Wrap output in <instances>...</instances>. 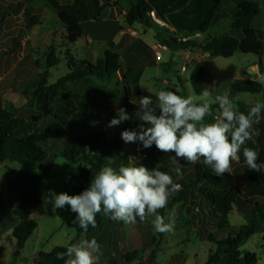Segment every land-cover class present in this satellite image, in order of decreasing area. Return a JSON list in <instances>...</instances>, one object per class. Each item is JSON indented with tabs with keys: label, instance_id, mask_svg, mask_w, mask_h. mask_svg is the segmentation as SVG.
Segmentation results:
<instances>
[{
	"label": "trees",
	"instance_id": "16d2710c",
	"mask_svg": "<svg viewBox=\"0 0 264 264\" xmlns=\"http://www.w3.org/2000/svg\"><path fill=\"white\" fill-rule=\"evenodd\" d=\"M40 1L43 2L44 6L54 10L59 23L65 29L64 37L68 45H72L85 37L86 31L82 27L83 22L101 20L103 17L102 10L111 6L109 1L103 3L104 0ZM21 5L20 1L16 2L14 4L16 9L12 12H18ZM152 10L159 19L177 31L203 34L208 31L218 14L229 11V6L225 0H136L129 2L124 23L126 25L137 23L151 27L147 13ZM257 11L258 6L255 2L243 1L237 5L235 18L248 19L255 16ZM7 15L9 14L6 9L0 12V18ZM24 16L26 29L37 24V17L29 15L27 10L24 11ZM250 35L253 37V41L235 33H227L218 37H200L177 44L176 50L193 48L208 53L211 57L222 58H229L236 51L243 54L259 55L262 45H264V30H256ZM255 37H257L256 40ZM166 43L172 44V42L167 41ZM173 43L175 44V41ZM47 64L48 68H51L56 62H51L48 59ZM118 67L119 55L113 42L108 43L102 57L94 62L86 59L69 58L67 60V73L64 76L52 84H47L46 73L31 89L24 92L25 107L33 108L37 103L49 105L58 93L65 92L70 84L85 77L107 81ZM142 68L143 65L135 69L141 70ZM126 71H131L130 67H127ZM121 77L124 102L120 107L126 108L129 116L133 115L135 118L140 112V108L131 101L140 92L136 89V94L132 95L125 83V74H122ZM259 81L236 79L229 85V93L231 96L237 93L257 94L264 89L263 84ZM196 90L198 89L196 88ZM146 95L150 96L155 103V95L145 92L143 96ZM92 114H94V109L90 110V115ZM96 114L97 116L94 118L88 117L94 121V128L85 133L71 135L64 126V123H67L66 117L54 115L55 121L47 125L41 133L21 136L14 127L16 114L0 107V164L13 161L35 169L48 157L47 143L49 140L52 138L65 140L67 145L62 153L74 166V173L65 183L69 195L79 194L86 189L92 177L105 166L117 170L120 166H133L134 163H130V160L120 153V148L125 144L120 137L123 130L112 140L104 139L99 132L104 124L107 125L116 116V109L108 112L100 110ZM131 123L132 119L123 121L121 124L127 126L128 129ZM256 152L258 153L257 163L264 164V123L261 125L257 136ZM53 153L56 154L58 151ZM172 155L174 153H162L159 150L151 151L145 156L143 164L148 166L149 170L157 167L160 171L170 174L174 183L180 185V189L170 196L169 207L176 203L188 207L194 205L195 200L204 201V206L207 209L203 215L214 213V217L211 215L213 220L219 218L222 222L226 232L222 238L217 239L214 234H208V240L213 243V248L209 251L205 264H257L258 259L255 253L242 251L240 248L256 232L258 226L260 227L259 222L264 223V214L255 213L260 207V203H264V173L251 171L249 183L241 188L233 184L231 175L225 173L223 176L217 177L209 166L198 162L189 170L182 166L183 175L181 177L173 171L175 165L172 163ZM46 172L47 170H45ZM42 178L43 176L37 173L16 174L6 182L9 202L7 209L18 218L19 222L11 231V235L15 239V249L11 260L3 264L15 263L25 242L37 228V223L31 219L30 215L41 202L38 185ZM50 188L53 191L59 190L57 185H52ZM234 207L238 213L248 219L247 223L237 228L229 225L226 220V216ZM192 211L195 212V209ZM163 212L164 208L158 210L159 214H163ZM55 215L62 223L75 229L76 238L82 234H95L102 228L104 220L110 219L101 211L96 215V227L93 228L89 225L87 232H85L72 223L76 214L70 211L69 206L66 205L63 209H55ZM138 222L139 219L137 218L136 223ZM222 225L219 224L218 228H221ZM262 240L264 242V235ZM72 243L65 246H55L48 252L39 251L33 259L34 264H64V260L56 258L57 253L65 252ZM136 253L133 251L124 254L122 264L133 262ZM149 254V258L152 260L151 264H155L154 251ZM112 264L116 263L112 262Z\"/></svg>",
	"mask_w": 264,
	"mask_h": 264
},
{
	"label": "rangeland",
	"instance_id": "374dc122",
	"mask_svg": "<svg viewBox=\"0 0 264 264\" xmlns=\"http://www.w3.org/2000/svg\"><path fill=\"white\" fill-rule=\"evenodd\" d=\"M17 1L19 0H0V12L6 9L9 14L0 18V107L5 111L16 114L14 127L21 136L41 133L47 125L55 121L54 115L66 117L67 123H64V126L71 135L91 131L94 128V121L88 118L89 108H97V102L107 104L108 108L118 107L122 102V93L112 90L105 92L104 87L96 83V80L91 79L90 81H81L68 86L67 91L58 93L49 105L37 103L33 108L25 107L24 92L40 81L44 74L47 73V84H52L67 73V60L69 58L82 59L78 55V49L83 45L84 38L79 39L74 45H68L64 37L65 29L59 23L54 10L44 6L40 0H32L29 3L33 9L39 7L43 9L38 24L25 30L26 20L22 14V7L20 12L12 13L16 9L14 4ZM104 1H109L111 6L114 5V2L110 0ZM242 1L244 0H226L230 13L228 15L218 14L208 31L202 34L201 37H217L231 28L239 36L243 34L242 29H251L253 32L264 30V0H249L257 4V14L248 19H236L234 13L237 10V5ZM22 6L24 7V4ZM28 10H30V7ZM32 13H36V11L28 12L29 15ZM157 27L166 32L164 28L159 26L147 28L146 32L151 41L157 32ZM141 28V24H134L135 30L140 31ZM163 42L169 46L166 41ZM157 52L160 54L161 60L142 71L138 80L139 87L153 93L159 90L170 91L169 88L171 87L179 96L183 98L191 96L195 102L201 103V95L196 94L189 83L185 84L186 74L181 72L179 58L175 62H170L169 51L161 49ZM48 59L51 62H56L51 68H48ZM219 60H225V65L229 67L224 71L221 78H229L230 76L254 78L250 71L251 63H249L252 56L237 53L232 58L219 57ZM122 62V59H120V64ZM167 83H170V87ZM224 88L223 85H219L215 94H221ZM260 97L256 94L242 93L236 94L233 100L237 105L238 101L254 103ZM211 100H214V95H211ZM212 111H218V107L214 103H212ZM131 119L132 123L128 128L129 130L136 129L141 123L138 116L134 118L132 115ZM204 122L211 123V116H206ZM125 129H127V126L122 124L112 128H108L104 124L99 132L104 139L112 140L116 138L120 131ZM47 145L48 157L35 169L13 161L0 164V191H6L7 180L16 174L37 173L43 176V180L38 187L41 198L48 191L53 192L50 188L52 185L59 187V190L53 193L64 192L68 194L65 183L70 175L74 173V166L62 153L65 151L67 144L65 140L52 138ZM155 150H157L155 145L144 149L137 142L122 145L120 153L125 155L130 163H134L131 158H135L136 165L148 168L143 164L145 156ZM54 151H58V153L54 154ZM200 161H203V158ZM180 164L187 170L192 169L194 166L184 160H181ZM45 170H47L46 173ZM170 203L169 198L163 214H157L164 217L165 223L174 221L175 227L171 233L155 232L151 223L154 217H149L144 222L139 221L136 224H125L123 221L105 219L101 230L97 233V237L102 240L107 239L110 229L114 227L119 240H117V243L110 242L109 246L113 247L114 245L115 247L116 245V248L123 255L136 251L134 261L130 264H151L152 260L149 258L151 251H154L155 264H205L208 253L213 248V243L208 240V234H214L217 239L222 238L226 234L222 222L219 218L213 220L211 215L214 217V213L203 215V212L207 209L204 206V201L195 200L194 205L188 207L179 203L169 207ZM260 204L255 212L256 214H264V203L261 202ZM194 209L195 212L192 211ZM37 211L45 217V221L48 220L49 216L56 217L52 205H45L43 200ZM226 220L229 225L236 228L248 222V219L238 213L235 207L226 216ZM219 224L222 225L221 228H218ZM259 224L260 227L258 226L256 232L246 240L240 250L255 253L258 259L257 264H264V242L262 240L264 223L259 222ZM64 227L73 229L70 226ZM115 257L120 263L119 256L115 255Z\"/></svg>",
	"mask_w": 264,
	"mask_h": 264
},
{
	"label": "clouds",
	"instance_id": "9594fccd",
	"mask_svg": "<svg viewBox=\"0 0 264 264\" xmlns=\"http://www.w3.org/2000/svg\"><path fill=\"white\" fill-rule=\"evenodd\" d=\"M259 83L264 84V78ZM155 95V103L147 95L139 98L140 112L137 116L141 123L136 129L122 131V141L125 144L139 142L144 149L155 145L162 153H174L171 159L177 176L183 175L181 160L195 165L201 158L217 177L225 173L231 175L232 163L240 161L242 146L258 134L253 124L259 122L264 102H257L244 114L228 92L216 95L210 101L212 94L205 88L200 96L201 103L173 91L159 90ZM212 103L218 104L220 115L214 122L205 123V117L213 115ZM130 119L126 108L118 107L116 116L106 126L117 127ZM243 157L248 169L264 173V164L257 163L255 150L243 147ZM131 159L133 166H120L118 170L108 166L100 169L79 194L48 191L42 196L43 203L51 204L52 209L69 206L70 211L76 214L72 223L85 232L89 225L96 227V215L101 211L111 220L125 224H135L137 218L144 222L154 217L151 223L155 232H173L174 221L165 223L164 217L157 213L167 206L170 196L179 190L180 185L157 167L149 170L142 165L137 166L135 158ZM102 254L100 244L92 238L69 245L65 252L57 253L56 258L64 260V264H97Z\"/></svg>",
	"mask_w": 264,
	"mask_h": 264
},
{
	"label": "crops",
	"instance_id": "0c3cea01",
	"mask_svg": "<svg viewBox=\"0 0 264 264\" xmlns=\"http://www.w3.org/2000/svg\"><path fill=\"white\" fill-rule=\"evenodd\" d=\"M19 1L22 3V5L24 4V7L21 5L23 16L25 10H27L28 12L36 11V13H32L31 16H36L37 20L39 21V16L43 9L40 7L33 9L31 4H29L31 3L32 0H25V1L19 0ZM110 1L114 2V5L105 7L102 10L101 13L103 17L101 20L99 21L88 20L82 23V27L86 31V35L85 37H83L84 38L83 45H81L80 48L78 49L79 50L78 55L82 59H86L88 61L94 62L95 59L97 60L98 58L102 57L104 51L107 49L108 43L113 42L115 44V49L119 55V67L113 72L112 77L107 81H100L92 77H85L77 82L87 81V80L90 81L91 79H94L96 80V83H98L100 86L105 88L103 89L105 92L107 90L120 91L122 93V102L118 107H120L124 102V98H123L124 92L122 91V77H121L122 74H125V83L128 87L129 92L132 95L136 94V89L139 90L140 93L136 94L133 97V100L131 101L139 108H140L139 98L142 97L145 92L155 95V93L153 92H149L148 90L141 89L138 85V80L140 74L146 67L150 65L153 66L156 64L157 60L155 59V51H159L161 49H165L166 51H169L170 62H175L176 59L179 58V60L181 61V67L184 63H187L186 70L182 72L186 74L185 84L189 83L192 86L194 92L198 95H201V93L205 90V88H207L211 92V94L214 95L215 97L216 96L215 91L219 85H223L225 87L222 90V93L219 94L222 95L225 92L229 93V85L236 79L260 80L261 78H264V45H262V50L259 55L244 54V55L252 56V60L249 61V63H251L250 71L252 75H254V78L246 77V76L235 78L230 76L229 78H224L225 79L224 80L223 78H221V76L223 75L224 71L227 70V68H229L228 66L225 65L226 62L225 60L221 61L219 60V57H211L208 55V53L202 52L198 49H192L191 51L176 50L178 45L174 43L167 46L163 41L171 42L169 40L170 38L169 33L159 29L158 27H157V32L154 34L152 38L153 40L151 41V39L148 37V34L146 32L147 28L149 27H145L142 25L141 30L137 31L134 29V24L126 25L124 23L126 10L128 8L129 2H134L136 0H110ZM244 1H249V0H244ZM103 3H106V1H104ZM29 7L30 10H28ZM18 12H20V10ZM18 12H15V14ZM229 13L230 11L224 14L228 15ZM122 23L125 25H123ZM151 27H156V26L151 24ZM25 30L28 29L25 28ZM242 30H243L242 32L243 34L241 35V37L244 38L248 37L250 40L253 41V37L250 35V33L253 32V30L251 29L249 30L242 29ZM178 32L180 33V31ZM227 33L236 34V32L232 28L227 30V32H225L224 34ZM256 39L257 37H255V40ZM77 42L78 40L74 44H76ZM163 44L165 45V48L162 47L160 48L161 45L164 46ZM158 47L159 49H157ZM237 53H241V52L236 51L229 58L234 57ZM229 58H224V59H229ZM120 59H122L123 61L122 64H120ZM185 59H188V61H186ZM142 65L143 68L141 70L135 69ZM127 67H130L131 71L127 72L126 71ZM75 83L70 84L69 86L74 85ZM167 85L168 87H170V83H167ZM195 87L198 90H196ZM169 89L170 91L175 92V90L172 89L171 87ZM237 94H242V93H237ZM256 95H260L261 97L258 101L254 103H243L238 101L237 102L238 110L244 114H247L250 108L254 106L257 102H264V89L261 92L257 93ZM234 96H236V94ZM234 96H231L229 93L230 99H233ZM214 105H216V107H218L219 110L218 104L214 103ZM96 106L97 108L94 107L89 108L88 117L91 118L96 117L97 116L96 112L100 110L103 112H108L118 108V107L108 108V105L102 102H97ZM91 109H94V114L92 115H90ZM212 113H215V111H212ZM263 123H264V110H262L261 112V117L259 119V122L253 124V129L259 133V129ZM257 136L258 134L253 136L252 140L246 141L245 145L242 146L241 152L239 154L240 155L239 163L236 162L232 163V173H231L232 182L233 184L241 188L245 187L249 183L250 174H251V170L248 169V166L245 163L243 157V147L251 148L256 151ZM199 162L202 165H204L203 161H199ZM42 180L40 181V183L42 182ZM53 192H57V191H53ZM40 200H41L40 205L30 215L31 219L37 223V228L34 231V233L25 242L20 257L14 264H34L33 259L39 251L48 252L55 246H65L70 244L71 242H73L72 244H78L81 240L84 239L91 240L92 238H95L97 242L100 244L101 251L103 253L99 257L97 264H112V262H115L116 264H122L123 254H121L120 250L116 248V245L115 247L114 245L113 247L109 246L110 242L117 243V240H119L117 239L118 233L117 231H115L114 227L110 229L109 237L105 240H102L99 237H97V233L101 229L98 232H96L94 235L82 234L76 238L75 229L74 228L67 229L66 227H64L67 225L62 223V221L56 215L55 218L49 216L48 220L45 221V217L41 216L39 211H37L39 210V207L42 204L41 196H40ZM8 203L9 202H8L7 191H0V264L7 263L11 260L12 253L15 249V239L12 237L11 231L19 222L18 218L14 216L7 209ZM53 211L55 214V209H53ZM115 255H118L119 258L121 259L120 263L116 259Z\"/></svg>",
	"mask_w": 264,
	"mask_h": 264
},
{
	"label": "built area",
	"instance_id": "2783aa9c",
	"mask_svg": "<svg viewBox=\"0 0 264 264\" xmlns=\"http://www.w3.org/2000/svg\"><path fill=\"white\" fill-rule=\"evenodd\" d=\"M147 17L149 19V22L153 25L159 26L161 28H164L166 30L167 33H169V40L173 43L175 41V44H180V43H184L187 42L191 39H197L201 37V33L199 32H191V33H183V32H178L175 28H173L172 26L166 24L164 21H162L161 19H159V17L156 15V13L152 10L149 11L147 13ZM164 45V44H163ZM165 48L164 46H160V48ZM159 49V47L157 48ZM193 48H188L186 49V51H191ZM160 54L155 51V59L158 61L160 60ZM186 61H188V59H185ZM187 68V63H184L181 67V72H184ZM220 115V109L213 113V115H211V123L215 121V118L217 116Z\"/></svg>",
	"mask_w": 264,
	"mask_h": 264
}]
</instances>
